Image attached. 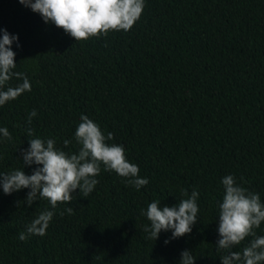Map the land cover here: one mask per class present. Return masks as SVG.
<instances>
[{
    "label": "trees",
    "instance_id": "1",
    "mask_svg": "<svg viewBox=\"0 0 264 264\" xmlns=\"http://www.w3.org/2000/svg\"><path fill=\"white\" fill-rule=\"evenodd\" d=\"M3 29L19 37L13 71L32 90L0 106V128L12 137L0 133V173L37 167L23 165L29 127L78 152L83 114L113 133L106 142L123 145L149 183L136 189L101 164L87 198L77 189L55 209L39 197L18 207L30 189L5 194L0 185V264H179L185 249L195 264H222V179L233 175L264 203V0H144L130 30L79 41L19 0H0V38ZM185 190L199 192L192 232L168 244L171 230L148 239V205L174 206ZM46 210L54 213L46 234L20 240ZM254 231L264 235V222Z\"/></svg>",
    "mask_w": 264,
    "mask_h": 264
},
{
    "label": "clouds",
    "instance_id": "2",
    "mask_svg": "<svg viewBox=\"0 0 264 264\" xmlns=\"http://www.w3.org/2000/svg\"><path fill=\"white\" fill-rule=\"evenodd\" d=\"M32 11L39 13L43 20L54 23L62 28L75 41L87 40L90 37L107 36L109 31H128L139 20L144 0H19ZM0 38V106L15 100L25 91H31L32 85L25 73L13 71L16 68V53L11 45L19 40L18 35L10 34L7 29L2 30ZM19 46V45H18ZM16 78L22 81L16 86H5ZM37 115L34 109L27 118ZM29 147L23 150L24 166L36 165L32 174L16 169L0 173V185L5 194H11L21 189H30L25 201L29 207L37 197L47 200L55 209L58 203H70L73 193L79 189V194L88 197L98 184L95 178L101 172V164L105 170L114 171L124 177L127 183L136 189L149 183L147 178L139 176V167L128 161L125 148L120 144H109L113 133H103L100 126L87 115H81L80 123L75 132V140L80 145L78 152L68 153L56 147L54 139H42L33 136L31 127L26 129ZM3 137L11 140L9 130L0 128ZM67 147L71 141L64 140ZM24 168V167H23ZM224 187L222 202L219 204V239L216 242L218 250H227L221 258L222 264H261L264 262V235L257 236L254 229L264 222V203L259 193H254L236 183L233 175H226L221 181ZM184 197L174 206L161 207L160 201L150 203L143 213L150 221L143 231L148 233V239H158L161 231H172V236L165 240L168 244L192 232L197 222L199 207L198 191L191 195L185 190ZM72 214L71 207L64 209V213ZM53 211L41 212L27 226V234L21 232L20 240H27L29 235L43 236L53 218ZM251 236L250 243L242 252L232 251L246 237ZM196 258L189 249L181 253L179 264H195Z\"/></svg>",
    "mask_w": 264,
    "mask_h": 264
}]
</instances>
